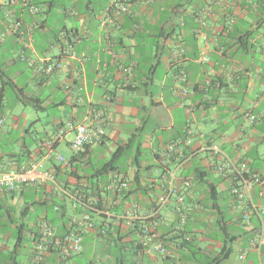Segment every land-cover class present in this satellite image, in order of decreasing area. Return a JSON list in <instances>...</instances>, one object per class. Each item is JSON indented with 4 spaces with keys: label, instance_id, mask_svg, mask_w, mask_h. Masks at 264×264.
I'll list each match as a JSON object with an SVG mask.
<instances>
[{
    "label": "crops",
    "instance_id": "obj_1",
    "mask_svg": "<svg viewBox=\"0 0 264 264\" xmlns=\"http://www.w3.org/2000/svg\"><path fill=\"white\" fill-rule=\"evenodd\" d=\"M120 1L126 5V12L111 9L110 0H33L40 9L36 16L19 5L0 6V117L5 119L7 87L21 94L23 106L29 104L23 98L24 88L17 83L26 71L42 85L60 80V91H65L66 97L53 106L72 108L65 120H54L53 136L34 139L33 147L21 137L13 150L0 151V168L21 169L38 162L43 170L56 174L57 185L63 193L50 184L31 188L44 195L34 202H26V190L19 192L18 199L16 193L0 191V210L7 212L0 221L10 215L5 203L17 201L16 208L26 218L31 211L29 205L36 202L40 212L33 230L39 232L40 224L48 221L60 235L72 229L70 224L74 217L89 213L94 227L85 229L83 247L87 243L97 248V242L103 240L110 247L111 256L105 260H90L87 264H118L115 238L122 237L125 245L135 240L140 242V227L147 224L140 222L138 230H127L121 215L134 209L141 215L150 213L169 188L172 174L175 192L160 213L156 230L157 238L170 253L168 263L217 264L212 259L218 256L226 241L237 253V260L229 258L221 264H258V254L250 248L249 241L255 235L259 220L254 216L246 220L245 210L234 207L231 181L216 173L215 161L207 147L218 145L231 161L245 164L251 172L264 169V0ZM8 10L11 20L21 22L22 37L6 33ZM54 11L64 22L58 29L52 28L50 22ZM67 49H72L78 59L65 56ZM22 55L34 61L61 60L67 70L36 77L34 70L21 59ZM202 55L209 61L202 63ZM129 67L132 74L127 76L123 68ZM66 87L72 91L67 92ZM176 91H187V94L180 95ZM89 108L101 112L106 135L103 142L87 148L75 167L93 165L95 152L100 155L110 150L113 155L118 146L129 144L131 148L124 157L125 162L120 163V167H125L121 174L128 180L129 190L117 197L103 193L109 208L102 217L87 209L78 212L80 205L75 199L65 198L70 213L67 222L50 213L49 204L53 200H64V193L67 195L64 185L75 182L64 173L68 168H63L58 161L59 155L70 161L63 149L70 151L74 133L66 131L64 139L51 151L44 143L55 139L59 128L88 121ZM38 109L44 110L43 106ZM25 115L22 112V116ZM248 115L255 116V122H250ZM14 118L15 124H22L19 131L31 133L27 120ZM150 122L154 129L145 134ZM145 150L152 157L148 164L144 162ZM137 173L141 176L140 185L134 180ZM110 178L103 187H107ZM186 179L193 180L190 192L185 191L183 185ZM211 184L220 193V206L227 223L225 233L215 224L217 217L211 210L207 190ZM185 193V203L192 206L185 224L189 232L185 234L194 239L192 251L200 254V258L180 241L172 240L181 235L177 230L184 228L178 227L177 208L179 197ZM112 198L117 202L115 207ZM251 200L254 206L264 207V185L254 187ZM25 208L28 210L23 212ZM12 229L17 230V226L12 224ZM30 235L32 247L23 264H35V234L30 232ZM3 251L5 248L0 247V264H9L5 260L11 251L5 255ZM242 254H246L243 260L240 259ZM75 258L60 261L51 253L41 264H77ZM156 259L157 254H150L144 248L127 251L123 257L125 264H155ZM262 261L264 263V247Z\"/></svg>",
    "mask_w": 264,
    "mask_h": 264
},
{
    "label": "built area",
    "instance_id": "obj_2",
    "mask_svg": "<svg viewBox=\"0 0 264 264\" xmlns=\"http://www.w3.org/2000/svg\"><path fill=\"white\" fill-rule=\"evenodd\" d=\"M9 5L11 7L19 5L23 10L28 11L30 15L36 16L40 13L39 6L36 5L33 0H0V6ZM111 9L127 11L126 5L120 0H110ZM8 18V24L6 33L18 35L22 37L24 31L20 21L11 20V12L8 10L5 13ZM29 37H32V30H29ZM71 48V47H70ZM65 56L78 59L77 54L72 49L64 51ZM21 59L26 61L28 66L32 68L37 77L49 76L54 73L63 72L67 70V65L61 60H48L40 59L38 61L28 60L24 55ZM200 61L202 63L208 62L209 59L202 55ZM125 74L128 76L132 74V67L123 68ZM67 92H71L70 87H66ZM180 95H186L187 91H176ZM191 113V112H189ZM88 121L74 125L69 123L66 127L59 129L56 138L44 143V147L49 151L53 150L55 143L64 139L66 131L74 133L73 139L70 143V151L73 155L83 153L94 145L103 142L106 135L105 133V120L102 117L101 112L96 109L89 108ZM247 119L250 122H255L256 118L253 115H248ZM4 120L0 119V130L3 128ZM207 152L212 160L215 161L216 173L225 180L231 181V196L233 197L234 207L238 210H245L244 218L250 220V217L254 216L259 220V226L255 229V235L249 241L251 249L255 250L258 254V264H264L262 261V249L264 247V207L258 208L253 205L251 200V194L255 186L264 185V169L251 172L247 169L245 164H237L231 161L222 151L218 145H210L207 147ZM58 161L62 164L63 168H68L70 162L63 156H58ZM175 177L170 175L169 188L163 192V194L157 200L153 210L141 215L137 209L126 210L121 215V220L125 229L133 230L140 222H146L147 224L140 227V244L150 254H157L155 264H169V251L165 244L157 238L156 230L160 224V213L169 204L171 197L175 190L173 187ZM48 184L55 186L61 193L59 186L57 185L56 174L53 171L43 170L42 166L38 162H31L26 167L19 170L17 169H4L0 168V191L14 193L22 189L32 187H42ZM193 180L186 179L183 182L185 191L192 189ZM129 190L128 180L119 173L111 175L110 183L106 187L108 194L117 197L125 191ZM186 193L180 196L178 199L179 207L178 213V227H183L187 220L188 214L192 210V206L185 203ZM112 206L115 207L117 202L112 198ZM111 204V203H110ZM97 200L91 203L89 207L90 212L96 215H104L108 212V204L104 198L102 208L97 207ZM92 217L89 213H85L81 218L74 217L71 220L72 229L64 234H57L53 226L43 221L39 226V234L34 243L33 261L35 264L43 263L45 257L51 253L58 256L60 261L71 259L74 256L80 255L83 252V234L85 229L93 228ZM178 229V228H177ZM189 240V237L187 238ZM153 242L152 244H149ZM246 254H242L240 259L243 260Z\"/></svg>",
    "mask_w": 264,
    "mask_h": 264
},
{
    "label": "rangeland",
    "instance_id": "obj_3",
    "mask_svg": "<svg viewBox=\"0 0 264 264\" xmlns=\"http://www.w3.org/2000/svg\"><path fill=\"white\" fill-rule=\"evenodd\" d=\"M50 22L53 23L52 28L54 29H58L64 24L59 14L55 11L50 17ZM60 82V80H52L49 85H42L39 79L33 80L31 73L26 71L23 77L17 79L18 86L24 88V100H28L29 102L28 105L24 106L21 104V94L18 91L13 90L11 87L6 88V99L4 101L3 109L5 123L3 128L0 130V151L10 152L15 148L17 139L21 137L26 139L28 146L33 147L35 145L34 139H46L49 136L54 135V120H65L67 114L71 113L72 111L70 106H66L63 109L53 106L55 103H58L60 100H64L66 97L64 87V92L60 91ZM37 100L41 102V106H43L44 110L38 109L36 102ZM22 112H24L26 115L22 116ZM15 116H17L18 119L22 118V122L25 120L29 122L27 129L31 132L30 134H26V131H19V128L22 126V124H15ZM152 129H154V124L150 122L146 127L145 134L151 133ZM69 138L72 139V137ZM143 138L144 136H142V140ZM109 148L112 150V145H109ZM109 151H103L100 155L99 152H95L92 155L94 160L93 165L90 166L89 164H78L77 167L81 169L84 174L91 176L98 168L111 159L112 154ZM63 154L65 157L69 158L72 155V153L66 147L63 149ZM125 158L123 157L121 159V164L125 162ZM151 161L152 157L149 154V151L145 150L144 162L148 164ZM124 168L125 167H120V170L124 172ZM106 181L107 178L102 177L99 179V182L102 184ZM20 195L21 194L19 192L16 193V199H18ZM43 195L44 193L38 190L34 191L28 189L24 192V196L27 198L26 202H34L37 200V198H42ZM16 202L17 201L13 203L12 201H9L8 204L5 203L9 209L8 211L10 212V215L6 216L0 221V247L5 248L3 255H5L7 251L12 252L18 240L17 230L12 229V224H14V226H20L24 223L29 226L30 230H35L33 224L36 222V216L40 212V207L38 205L31 204L29 205L31 211L28 217L22 218L20 210L16 208V204L18 203ZM5 215H7V212L3 209L0 210V217ZM21 244L22 245L21 248L18 249L19 254L16 259L19 264H23L25 256L32 247L30 231H27L23 234V241ZM97 245V248H94L92 245L85 243L83 252L80 255L75 256V262L77 264H87L90 260H105L111 256L110 247L107 243H105L103 240H100L97 242ZM196 257L200 258V254H197ZM230 260H237V253L235 251L230 256Z\"/></svg>",
    "mask_w": 264,
    "mask_h": 264
},
{
    "label": "trees",
    "instance_id": "obj_4",
    "mask_svg": "<svg viewBox=\"0 0 264 264\" xmlns=\"http://www.w3.org/2000/svg\"><path fill=\"white\" fill-rule=\"evenodd\" d=\"M43 77H47V76H42L41 78H43ZM3 95L4 94H2L1 96H3ZM36 102L38 105L37 107L39 108L41 106V102H39L38 100ZM0 119H3L5 122V119L3 117H0ZM59 129H58V131H59ZM58 131H57V133H58ZM55 144H57V143H55ZM129 146H130L129 144L124 145V146H118L116 148L115 152L113 153L111 159L109 161H107L106 163H104L100 168H98L96 170V172L91 176L84 174L81 169H79L78 167H75V164L79 160V157L84 156L85 152L79 153L77 155L72 154L70 159H69L71 166L68 167V170H66V172H64V173L67 174L69 177L74 178L75 182L73 183V185H70L68 183L64 185L63 190H64V192L67 193V195H65V193H64V195H63L64 200L63 199L62 200H60V199L53 200V202H51L49 204V212L53 213L56 216V218L58 217L59 220L67 219V222H69L70 213L67 209L66 200H65V198H68V197L74 198L75 201L77 202V205H80V208H78V212L81 209H87L90 211L89 207H91V203H93L95 200H97V204H98L97 207L102 208L103 201H104L102 194L107 193V191H106V185H105V187L102 186L105 183H103V184L100 183L99 179L102 177L108 179L109 176H111L114 173L121 174L122 171L120 170V161L123 157H125L127 155L129 149L131 148ZM17 170H19V169H17ZM57 170H58V172L61 171L60 168H57ZM197 178H200V177H197ZM201 178H202V176H201ZM134 180L137 184L140 185L141 176L139 175V173L136 174ZM32 188H36V187H32ZM28 189H31V188L22 189L18 192H23L24 190H28ZM207 190H208L209 201L211 203V210L214 212V214L217 217L216 218L217 220L215 223L217 226V229L220 232L225 233L227 223L224 222L223 210L221 209V206H220V198H219L220 193L218 192L217 188L212 184L207 186ZM6 193H8V192H6ZM14 193H17V192H14ZM33 204L39 205L36 202ZM26 210H28V208L27 209L25 208L23 210V212ZM24 216H26V215H22V218H24ZM101 217H102V215H101ZM183 227H184L183 229L177 230L178 234H181V235L175 236V239H172V240L173 241H180L181 244L185 248L192 251V247L194 246L195 241L193 238L186 236L185 233L189 232L188 231L189 229L187 228V226L184 225ZM138 229L139 228L137 225V227L135 229H133L132 231H136ZM27 231H30L32 234H35L34 235L35 237L33 239V242L35 243L39 232H35L34 230H30L28 228V225H26L24 223L21 224L20 226H17L18 240H17L16 245L13 248V251L10 253V255L5 260L7 263L19 264L16 260L17 256H18V249L21 248V245H22L21 243L23 241V234ZM188 237H189V240H187ZM227 244L228 243L226 241L223 242V247H222L220 253L218 254V256L215 259L214 258L212 259V262H216L217 264H221L222 262H224L230 258V256L233 254V249H232V246L229 245L230 243L228 245ZM115 247H116L115 252L117 254L116 255V261L118 264H125L123 257L127 253V251H135V250H142L143 249V246L137 240L131 242V244H129V245L128 244L125 245L123 243L122 237L115 238ZM192 252L194 255L198 254L195 251H192Z\"/></svg>",
    "mask_w": 264,
    "mask_h": 264
}]
</instances>
